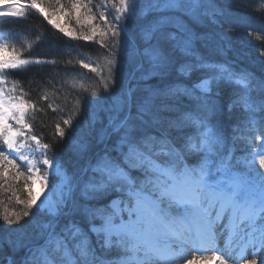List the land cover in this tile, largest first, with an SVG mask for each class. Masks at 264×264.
Returning a JSON list of instances; mask_svg holds the SVG:
<instances>
[{"label": "snow or ice", "instance_id": "snow-or-ice-1", "mask_svg": "<svg viewBox=\"0 0 264 264\" xmlns=\"http://www.w3.org/2000/svg\"><path fill=\"white\" fill-rule=\"evenodd\" d=\"M8 2L0 0V4ZM69 3L77 24L87 25V30L82 29L75 39L94 42L103 50L95 61L79 53L75 59V64L98 78V82L93 80L88 86L79 84V91L93 98L87 101L91 108L98 103L95 98L101 88L109 93L114 84L117 56L124 51L128 21L137 11L138 0ZM11 4L16 10L0 11V18L25 15L20 10L21 0H11ZM55 4L59 6L56 11L63 8L60 0H55ZM28 7L45 12L38 0H31ZM257 7L264 10V3ZM209 8L214 9V5L206 0H150L145 6V12L157 14L143 31L145 47L138 53L148 65L145 73L166 75L170 69L182 77L199 73L198 81L190 86L171 85L166 89L170 97L187 96L192 106L156 135L149 131L147 118L159 90H149L139 99L133 97L132 90L119 97L109 121L111 132L118 136L113 148L116 155L106 153L97 157L95 164L90 163L84 171L90 169L94 175L86 181L69 177L60 162L49 156L51 145L33 134L28 118L35 120L36 113L44 109L27 100L28 93L22 88L17 94V80L5 87L10 71L27 70L31 65H71L73 59L64 61L63 52H57L52 59L24 58L23 53L30 51L33 43L19 41L17 47L8 36L0 34V194H8L9 204L14 200L23 205L21 211L0 210V221L21 236L28 225L38 226L37 235L43 241L27 247L23 264H195V257L188 259L185 255L190 251L199 255L208 251L220 253L213 255L219 264H239L247 249H252V257L264 250V118L257 117V113H264V79L248 71L238 72L225 63L209 61L197 52L191 33L179 23L176 13L199 18L209 15ZM217 14L215 10L211 12L212 17ZM96 20L100 23H93ZM60 31L70 35L63 28ZM262 38L257 35V39ZM42 39L38 35V41ZM260 55L264 56V52ZM47 83L55 88L51 79ZM67 83L68 80L63 81ZM221 86L232 89L229 111L238 107L246 115L242 123L247 134L234 136L233 147H228L218 125L213 123L220 111L213 88L218 97ZM71 87L75 89L76 84ZM40 98L48 101L49 93L42 92ZM82 100L83 95L75 98L70 113L62 119L64 127L60 121L55 125L60 140L64 139L66 129L73 130L69 143L81 154L88 145L74 139L73 125L80 115ZM47 107L54 112L61 110L52 102ZM171 130L182 133V137L172 138ZM237 130L241 131L239 127ZM240 141L252 144V150L242 158L234 156V146ZM9 170L10 179L6 178ZM50 175L54 178L52 187L37 206L39 194H33V187L41 184L43 193L49 188ZM21 177L27 191L24 199L20 189L10 182ZM77 188L85 200L99 201L113 194L116 200L109 205L90 206L73 199L68 209L67 194ZM4 203L0 199V205ZM30 214L32 219L27 220ZM40 215L50 219L38 224ZM62 217L67 220L63 226ZM13 225L17 227L12 229ZM89 232L97 238L100 255L91 244ZM221 241L223 247H218ZM6 242L14 249L26 247L19 241ZM249 264H256V260L251 259Z\"/></svg>", "mask_w": 264, "mask_h": 264}, {"label": "trees", "instance_id": "trees-1", "mask_svg": "<svg viewBox=\"0 0 264 264\" xmlns=\"http://www.w3.org/2000/svg\"><path fill=\"white\" fill-rule=\"evenodd\" d=\"M206 2L214 5V9L209 8V15L192 18L182 13H176L179 23L191 33L197 52L209 61L225 63L238 72L248 71L257 78L264 79V56L260 55L261 52H264V38L257 39V35L264 37V10H258L257 7L258 3H264V0H206ZM38 3L45 9V12H41L38 8L25 7L23 17L0 18V33L8 36L9 41L15 42L17 47L20 46L19 41L33 43V48L23 53L24 58L52 59L57 52H63L62 59L64 61L73 59V64L31 65L27 70L10 71L8 83L5 87H11L12 80H17L19 82L18 92L22 88L28 93L27 100L35 102L38 108L44 109L43 112L36 113L37 118L35 120H32L31 117L28 118L29 123L33 125V134L42 143L51 145L50 156L61 160L71 177L79 179L83 175L84 178L91 175L90 169L88 172L84 170L89 168L92 157L99 152H102V155L106 153L111 156L116 155L113 148L118 136L111 132L109 121L114 115V102L126 94V85L129 90H132L133 97L136 99L146 96L149 90H159L152 100V114L147 118L150 121L149 131L156 135L165 130L168 123L177 118L181 112L192 106V102L187 96H181L178 99L170 97L166 95V89L171 85L190 86L198 81L199 73H193L191 77H182L174 69H170L169 74L166 75L160 73L146 75L145 70L148 65L138 53L145 47L142 38L143 31L150 27L153 20L150 18L147 23H144L141 18L149 17L153 12H144L145 9L142 8L143 11L137 10L128 21V35L125 38L124 51L117 56L118 66L110 92L104 93L101 88L99 95L95 98L98 103L90 108L87 101L93 98L87 93L80 92L79 84L82 82L88 86L93 80L98 82V78H95L94 74L88 70L75 64V59L79 58V53L91 56L92 60L95 61L103 50L94 42L75 39L82 29L87 30V25L77 24V17L70 9L69 0H60L63 8H60L59 11H56L59 6L55 4V0H38ZM93 3H99V0H93ZM214 10L219 14L212 17L211 12ZM109 12H111V9H109ZM49 13L63 17L66 26L65 32H69L70 35L66 36L53 23H49ZM82 14L83 9L81 10V16ZM109 19H111V15H109ZM93 23H100V21L96 20ZM229 25H231V30ZM38 35L42 36L43 39L38 41ZM49 79L53 81L55 88L48 85L47 81ZM64 80H68V83L63 84ZM73 83L76 84L75 89L71 87ZM44 91L49 93L48 101L40 98ZM215 93L216 89L214 87L212 95L214 99L219 101L220 111L217 116L213 117V123L218 125V129L227 141L228 147H233L234 136L247 134L242 123L246 119V115L238 107H233L229 111L228 104L233 98L231 88L221 86V95L217 97ZM78 95H83V100L80 106V115L77 116L74 124L82 123L81 128L88 127L91 130L87 133L89 139H92V135L96 133L91 140V145H88L87 151L82 154L70 145L69 129H66L63 140H60L55 133V125L58 121L61 122V127H64L62 119L70 113L72 104ZM256 95V93H253L254 97ZM49 102H52L54 106H59L61 110L54 112L47 107ZM132 111L135 114V108ZM257 117L264 118V113H257ZM238 127L241 131L237 130ZM102 133H104V136ZM170 135L178 140L182 137V133L175 130H171ZM99 136H102V138ZM250 150H252L251 143L240 141L234 146V156L242 158ZM240 167L243 170V166ZM11 172L12 170H9L8 179H10ZM10 182L20 189L22 199L27 197V191L23 189V177L18 181L10 180ZM7 195V193L0 194V199L5 201L3 205H0V210L4 208L16 211L23 210V205L15 204L14 200L9 204ZM113 197H116V195ZM111 199L106 197L94 201L80 198L79 203H87L90 206L109 205ZM32 212H36L35 206ZM26 219L31 220V214ZM49 219L50 217L47 215H40L37 217V222L43 224ZM66 222V218L62 217L61 226ZM21 223L23 224L24 221ZM96 223L98 225L99 221H96ZM0 225H2L0 226V264H9V258H11L12 264H23L27 247L43 243L37 235L39 232L38 226L28 225L23 230L25 235L21 236L20 232L11 231L8 225H3L2 221H0ZM16 227L15 225L11 226L12 229ZM57 230L59 231V229ZM87 230L88 227L85 226V231ZM89 236L91 237L92 246L100 255L95 236L91 232H89ZM8 240L19 241L26 247L14 249L6 242Z\"/></svg>", "mask_w": 264, "mask_h": 264}, {"label": "rangeland", "instance_id": "rangeland-1", "mask_svg": "<svg viewBox=\"0 0 264 264\" xmlns=\"http://www.w3.org/2000/svg\"><path fill=\"white\" fill-rule=\"evenodd\" d=\"M25 1H27V2H25ZM30 2H31V0H22L21 1V5H22V8L20 9V10H22L24 13H25V7H28V4H30ZM150 2V0H138V5H137V10H139V11H143L142 10V8H144L145 9V6L148 4ZM14 10H16V9H13L12 8V4H11V1L10 2H8V3H4V4H0V11H14ZM144 12H145V10H144ZM156 16H157V14L156 13H153V14H151L149 17H142L141 18V20L144 22V23H147V21H148V19H150L151 18V20H153V22L155 21V19H156ZM48 17L50 18V20L52 21V23L56 26V25H59V29L60 28H63L64 30H66V26H65V23H64V19H63V17L61 16V15H58V14H53V13H49L48 14ZM0 34H2V33H0ZM4 35V34H3ZM7 87V86H6ZM123 90V89H122ZM125 91H126V93H128L129 92V88H128V86L126 85V89H125ZM122 93V92H121ZM17 94H19V92H18V90H17ZM123 94V93H122ZM81 125H82V123L80 124V123H77V124H74L73 125V127L75 128V133L73 134V137H74V139L75 140H78V141H82V142H86L87 143V145H91V140L94 138V135L96 134H94V135H92V139H89V137L87 136V133H88V131H91V130H89V128L88 127H83V128H81ZM91 129V128H90ZM69 131V134H72L73 133V130L72 129H69L68 130ZM94 133V132H93ZM90 134V133H89ZM88 134V135H89ZM102 135L104 136V133H102ZM109 136V134L107 135V137ZM99 137H101L102 138V136H99ZM105 138V137H104ZM96 139L98 140V138L96 137ZM95 142V141H94ZM100 153V154H99ZM98 154H95L93 157H92V160H91V164L93 163V164H95L96 163V159H97V157H99V156H104V155H102V152H99ZM27 154H31V153H27ZM49 156H50V154H49ZM51 157H53V156H51ZM244 157V156H243ZM36 158H38V154H37V157ZM56 160H58L59 162H60V164L63 166V168L65 169V167H64V164L62 163V161L61 160H59L57 157H54ZM22 163V162H21ZM258 167V166H257ZM65 171H66V173H67V175L69 176V177H71L69 174H68V172H67V170L65 169ZM90 173H91V175H88V176H86L85 178H84V175L83 176H81L79 179H77V180H81V181H86L87 179H88V177L89 176H92V175H94V173H92L91 171H90ZM11 177V176H10ZM7 178H9V177H7ZM53 177L50 175L49 176V188H45L44 189V192L43 193H41L40 192V189H41V187H42V185L41 184H39V183H37V184H35L34 185V187H33V194L34 195H37V194H39L38 195V199H37V206L41 203V201H43L44 200V196L45 195H48V193H49V190L51 189V187H52V183H53ZM68 195V197H69V203H68V206H67V208L68 209H70L71 208V206H72V200L73 199H75L76 201H78L79 202V199L80 198H84L82 195H81V191H80V188H77L74 192H70V193H68L67 194ZM113 196H115V194H113V195H111V196H108L109 198H112L111 199V202H110V204L112 203V201L113 200H116V197H113ZM117 203H119V201H117ZM35 208H36V206H35ZM67 210V209H66ZM126 214V213H125ZM95 236V235H94ZM95 239H96V244H97V238H96V236H95ZM98 245V244H97ZM218 247H221V243H218ZM98 248H99V245H98ZM100 249V248H99ZM215 254H217V255H219L220 253H215ZM195 257V264H197V261H196V256H194ZM193 258V257H192ZM243 260H241V261H239V264H244L243 262H242ZM261 263V260H259V261H256V264H260ZM247 264V263H246Z\"/></svg>", "mask_w": 264, "mask_h": 264}, {"label": "bare ground", "instance_id": "bare-ground-1", "mask_svg": "<svg viewBox=\"0 0 264 264\" xmlns=\"http://www.w3.org/2000/svg\"><path fill=\"white\" fill-rule=\"evenodd\" d=\"M218 243H221V247H223L222 241L218 242ZM236 250L240 251V249L238 247L236 248ZM251 252H252L251 248H249V249H247V251H245V253H244L245 258L242 261L244 264H246V263L249 264L250 260L253 258L256 261H259V260H261V257L264 256V250L258 251L257 255L255 257L251 256ZM185 255L188 259H191L192 257L196 256L197 264H219L218 261L213 260V255H217V254H215L211 251H208V252L204 253L203 255H199L195 251H190V252L185 253Z\"/></svg>", "mask_w": 264, "mask_h": 264}]
</instances>
